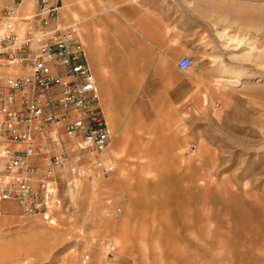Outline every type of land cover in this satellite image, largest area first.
I'll return each mask as SVG.
<instances>
[{"label": "rangeland", "instance_id": "obj_1", "mask_svg": "<svg viewBox=\"0 0 264 264\" xmlns=\"http://www.w3.org/2000/svg\"><path fill=\"white\" fill-rule=\"evenodd\" d=\"M137 1L165 3L191 68L119 52L126 84L99 104L115 171L66 137L54 223L7 203L0 264H264V0ZM59 3L78 31V0L70 15ZM231 72L237 83L216 82Z\"/></svg>", "mask_w": 264, "mask_h": 264}, {"label": "built area", "instance_id": "obj_2", "mask_svg": "<svg viewBox=\"0 0 264 264\" xmlns=\"http://www.w3.org/2000/svg\"><path fill=\"white\" fill-rule=\"evenodd\" d=\"M192 64L183 57L176 66L186 72ZM99 104L77 24L62 21L59 0H36L28 14L0 4V216L13 203L24 216L54 223L66 137L104 175L115 171Z\"/></svg>", "mask_w": 264, "mask_h": 264}, {"label": "crops", "instance_id": "obj_3", "mask_svg": "<svg viewBox=\"0 0 264 264\" xmlns=\"http://www.w3.org/2000/svg\"><path fill=\"white\" fill-rule=\"evenodd\" d=\"M35 2L0 0L2 6L17 7L21 13L32 11ZM62 2L68 7L67 13L70 15L73 11L69 7L74 0ZM132 6L138 9L135 17L129 16L124 9ZM77 12L79 39L94 76L101 105L111 107L109 103L112 102L116 87L126 84L116 81L115 60L119 58V52L126 54L127 46H133L134 51L141 53L140 59L144 62H175L179 72L182 71L177 68V62L183 57L192 58L185 47L181 31L177 29V23L167 21L165 3L155 6L137 0H78ZM63 13L62 5V16ZM122 59L126 60L127 57ZM147 75L151 76L150 71ZM156 76L163 77L165 74L158 72Z\"/></svg>", "mask_w": 264, "mask_h": 264}, {"label": "bare ground", "instance_id": "obj_4", "mask_svg": "<svg viewBox=\"0 0 264 264\" xmlns=\"http://www.w3.org/2000/svg\"><path fill=\"white\" fill-rule=\"evenodd\" d=\"M223 73L228 74L226 71ZM228 76H219V78L216 80V82H227V83H237L239 79V73H229Z\"/></svg>", "mask_w": 264, "mask_h": 264}]
</instances>
